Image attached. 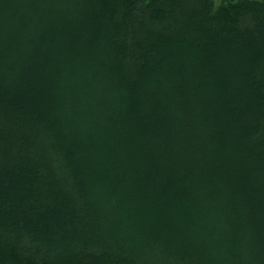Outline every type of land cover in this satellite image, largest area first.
<instances>
[{
	"label": "trees",
	"instance_id": "1",
	"mask_svg": "<svg viewBox=\"0 0 264 264\" xmlns=\"http://www.w3.org/2000/svg\"><path fill=\"white\" fill-rule=\"evenodd\" d=\"M0 264H264V0H0Z\"/></svg>",
	"mask_w": 264,
	"mask_h": 264
}]
</instances>
